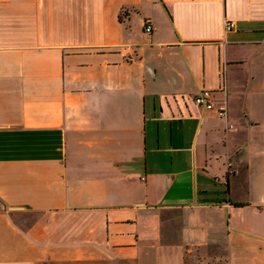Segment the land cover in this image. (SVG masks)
Returning a JSON list of instances; mask_svg holds the SVG:
<instances>
[{"label": "crops", "instance_id": "obj_1", "mask_svg": "<svg viewBox=\"0 0 264 264\" xmlns=\"http://www.w3.org/2000/svg\"><path fill=\"white\" fill-rule=\"evenodd\" d=\"M0 264H264V0H0Z\"/></svg>", "mask_w": 264, "mask_h": 264}, {"label": "built area", "instance_id": "obj_2", "mask_svg": "<svg viewBox=\"0 0 264 264\" xmlns=\"http://www.w3.org/2000/svg\"><path fill=\"white\" fill-rule=\"evenodd\" d=\"M226 27L228 29H231L234 27V23L227 22ZM152 30L151 25H148L146 27V31L150 32ZM194 103L198 105L199 107L204 108L205 110L212 109L213 108V102H212V91L207 89L200 90L196 96L194 97ZM219 114L221 116H224L223 110H219Z\"/></svg>", "mask_w": 264, "mask_h": 264}]
</instances>
